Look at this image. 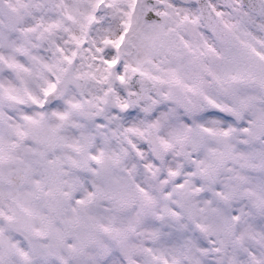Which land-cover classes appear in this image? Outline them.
<instances>
[{"label": "snow or ice", "instance_id": "1", "mask_svg": "<svg viewBox=\"0 0 264 264\" xmlns=\"http://www.w3.org/2000/svg\"><path fill=\"white\" fill-rule=\"evenodd\" d=\"M0 264H264V0H0Z\"/></svg>", "mask_w": 264, "mask_h": 264}]
</instances>
